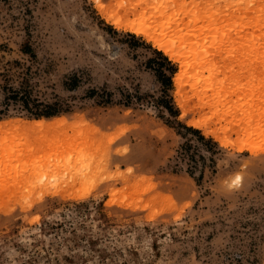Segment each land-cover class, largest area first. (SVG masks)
Masks as SVG:
<instances>
[{"label": "rangeland", "instance_id": "374dc122", "mask_svg": "<svg viewBox=\"0 0 264 264\" xmlns=\"http://www.w3.org/2000/svg\"><path fill=\"white\" fill-rule=\"evenodd\" d=\"M142 1L0 0V109L27 67L71 106L0 115V264H264V0H149L181 61L125 26Z\"/></svg>", "mask_w": 264, "mask_h": 264}, {"label": "trees", "instance_id": "16d2710c", "mask_svg": "<svg viewBox=\"0 0 264 264\" xmlns=\"http://www.w3.org/2000/svg\"><path fill=\"white\" fill-rule=\"evenodd\" d=\"M134 37L133 34H131ZM26 48H30L29 45H26ZM26 54H31L29 51L22 50ZM152 53L154 57H149L145 62V67L152 70L159 84L161 85L160 96L155 100L156 105L159 106L167 115L174 119L180 127L185 129L188 132L196 133L202 140H205L212 145L207 149L210 153L217 152V143L213 141L212 138H205L201 135L200 130L193 128L191 126H186L176 118L179 115V110L172 102V98L169 95V90L172 88L171 76L176 71V67L168 60L167 56L163 54L162 51L157 49H152ZM34 57L32 54L30 57ZM26 71L20 72L17 77L18 84L13 86L9 83L3 86L4 90V104L3 108L0 109V115L4 113V111L8 110V107L13 104L18 109L26 112L29 117L39 119L42 117L48 118L53 117L62 113H67L71 109L70 103L67 100L59 98L57 95L52 96L51 98L41 97V91L38 89V84L34 83L30 79V73L28 71V67L25 68ZM7 80H9V75L3 74ZM77 78H74L73 85L71 87H66L71 90V88H75L77 85ZM65 85V83H64ZM67 86V85H65ZM70 86V85H69ZM97 88H92L88 91V97H94V94H97ZM104 93L103 96H100L98 99L99 104H109L111 103V95L110 92L106 89L102 90ZM171 119L167 120V124L171 122ZM177 134L182 135L178 130ZM188 143H185L184 147H187ZM211 162L212 159H210ZM192 168H195L193 166ZM193 171L190 170L189 174L192 176ZM197 180V179H196Z\"/></svg>", "mask_w": 264, "mask_h": 264}, {"label": "bare ground", "instance_id": "6f19581e", "mask_svg": "<svg viewBox=\"0 0 264 264\" xmlns=\"http://www.w3.org/2000/svg\"><path fill=\"white\" fill-rule=\"evenodd\" d=\"M146 1V0H145ZM144 1V2H145ZM143 2V1H142ZM143 2V3H144ZM152 3H153V1L152 2H149V0L148 1H146L145 3H144V5L141 3V5H143V6H141V9H139V13L140 14H138V10L136 11V15H137V17L135 18V19H132V20H130V21H128L127 23H126V27L129 29V30H132L133 32H136V33H145V34H147V36L146 37H148L150 40H152V42L156 45V46H158L161 50H163V52H165V53H167V54H169L172 58H174V59H176V60H179V61H181V54H180V52H178V51H174L175 49H174V41L173 40H171V39H166L165 37H159L154 31H150L149 32V30L147 29V26H145L144 27V25H142L143 24V22L144 21H146L145 19H148V17L149 18H151V17H154L155 19L153 20V22L152 21H146L147 23H146V25L150 22L151 23V26L152 27H154V26H156L157 24H159V23H162V21L164 20L163 18L165 17V15H166V12L165 11H163L162 9L160 10V9H158V7H156L154 4L152 5ZM136 4V3H135ZM182 5V4H181ZM186 5V4H185ZM133 6V5H132ZM132 6H131V8H132ZM183 6V5H182ZM181 6V7H182ZM177 7V6H176ZM138 8H140L139 7V4H138ZM133 9V8H132ZM134 9H135V5H134ZM133 9V10H134ZM176 9V8H175ZM136 10V9H135ZM140 10H142V11H140ZM168 10V9H167ZM126 13V12H125ZM134 13V12H133ZM127 15V14H126ZM131 15H132V13H131ZM135 15V16H136ZM128 16V15H127ZM134 17V16H133ZM147 17V18H146ZM126 18V17H125ZM113 19V20H112ZM111 20L114 22V23H116V24H121L120 22H121V18H120V20L119 19H117V18H111ZM145 24V23H144ZM175 25V24H174ZM249 25H251V26H256V25H258V22H252L251 24H249ZM176 26V25H175ZM178 26V25H177ZM184 26H185V24H184ZM173 27V26H172ZM183 27V26H182ZM244 28V27H243ZM246 28V27H245ZM244 28V29H245ZM151 29V28H150ZM178 29H179V27H178ZM175 30H176V28H175ZM173 31V30H172ZM179 31V30H178ZM180 31H181V29H180ZM176 32V31H175ZM204 62V61H203ZM187 72V71H186ZM177 81H178V79H176ZM202 80V79H201ZM175 81V80H174ZM176 83V82H175ZM38 122H39V120H37ZM59 176V175H58Z\"/></svg>", "mask_w": 264, "mask_h": 264}]
</instances>
